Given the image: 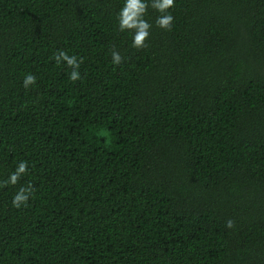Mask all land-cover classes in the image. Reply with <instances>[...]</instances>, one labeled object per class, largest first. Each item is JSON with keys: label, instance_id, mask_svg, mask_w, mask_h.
<instances>
[{"label": "trees", "instance_id": "trees-1", "mask_svg": "<svg viewBox=\"0 0 264 264\" xmlns=\"http://www.w3.org/2000/svg\"><path fill=\"white\" fill-rule=\"evenodd\" d=\"M122 4L0 0V264H264V0L149 8L139 50Z\"/></svg>", "mask_w": 264, "mask_h": 264}, {"label": "clouds", "instance_id": "clouds-1", "mask_svg": "<svg viewBox=\"0 0 264 264\" xmlns=\"http://www.w3.org/2000/svg\"><path fill=\"white\" fill-rule=\"evenodd\" d=\"M176 6V0H123L122 7L117 14L118 30L126 32L131 39V47L134 49H143L146 42L150 39L153 25L146 19L149 8L158 13L155 20L156 27L170 31L173 27L175 17L172 10ZM112 63L120 65L122 56L119 51L113 50L111 53ZM57 65L65 64L71 69L69 79L73 82L82 79L80 66L83 58L76 55H69L64 50L58 51L53 57ZM37 78L32 73H26L23 78V88L25 90L34 87ZM29 173V164L26 160L18 162L14 171L7 179L0 181V188L9 185L16 186L19 181ZM34 185L29 181L26 185H20L12 197V207L21 209L28 206L29 199L34 195ZM227 227H233V221H227Z\"/></svg>", "mask_w": 264, "mask_h": 264}]
</instances>
